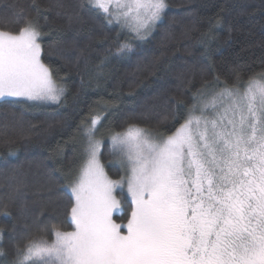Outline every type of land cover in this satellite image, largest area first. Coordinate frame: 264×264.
<instances>
[{"label":"snow or ice","instance_id":"6c2138e0","mask_svg":"<svg viewBox=\"0 0 264 264\" xmlns=\"http://www.w3.org/2000/svg\"><path fill=\"white\" fill-rule=\"evenodd\" d=\"M168 9L167 0H0V106L41 109L48 132L70 131L48 157L53 166L0 174V215L16 220L0 224V264H264V59L260 71L237 67L230 79L201 70L198 87L189 67L174 95L139 113L121 114L116 99L82 108L79 92L78 122L43 113L68 106L69 70L87 67L93 53L103 76L141 55L161 28L162 45L176 38L174 26L181 37L196 30L175 17L165 27ZM11 116L4 128L33 142L36 125ZM152 119L164 131H153ZM69 142L77 154L54 178Z\"/></svg>","mask_w":264,"mask_h":264},{"label":"trees","instance_id":"16d2710c","mask_svg":"<svg viewBox=\"0 0 264 264\" xmlns=\"http://www.w3.org/2000/svg\"><path fill=\"white\" fill-rule=\"evenodd\" d=\"M23 2L27 4L29 0H23ZM167 2L169 9L165 27L175 17L177 21H183V27H194L196 30L190 32L188 37H181L183 29L177 31L179 26H174L173 33L176 38L169 39L167 44L162 45L164 28H161L154 33L150 41L144 43L140 50L141 55L113 62L105 69L103 76H98L95 72L98 60L93 53L87 67L82 62L79 67L73 65L69 70L68 106L59 109L55 106L46 107L43 113L53 115L61 113L69 117L70 124L78 122L71 115L73 113L72 96L78 92L82 108L86 109V105L95 104L101 99L103 101L116 99L117 108L121 114H127L133 110L139 113L144 110V106L159 105L161 98L174 95L180 83L178 77L181 73L187 74L186 69L189 67L195 66L194 83L197 87L202 75L201 70L203 74L208 75L209 79L219 75L221 80L230 79L233 69L237 67L242 73L261 70V60L264 59V46L261 45V40L264 39V33H262L264 0H167ZM225 5L228 11L222 14L220 25L213 29L214 38L210 45H201L199 43L201 34L208 32L210 22L215 23L217 13ZM49 16L51 18L53 14L49 13ZM230 28L231 37H229ZM111 35L114 37L115 33ZM94 47L96 52L101 51L99 41ZM154 57H162L161 62L154 67H147L146 63ZM53 59L55 60V57ZM137 61H140L139 69ZM130 84H136L134 94L131 96L128 95ZM156 111L161 110L157 107ZM13 112L17 116L23 115L26 122L30 121L36 125L31 131L33 142L25 141L16 128H4L5 124H10ZM43 120L41 109H28L23 105L0 106V174L10 168L37 171L41 163L53 166V161L48 157L56 149L57 143L64 144L70 131L65 132L57 128L48 132L47 124ZM150 126L153 131H164V127L158 125L156 119L150 121ZM36 137H46L47 142L39 143ZM76 148L75 142L65 145L63 164L54 165L59 169L54 173V178L64 175L68 164L77 154ZM107 159L105 154L106 165ZM114 171L111 169L110 174H114ZM3 190L0 189V191ZM12 212L15 216H19L18 209L13 208ZM15 222L16 220L12 217L0 215V224Z\"/></svg>","mask_w":264,"mask_h":264}]
</instances>
